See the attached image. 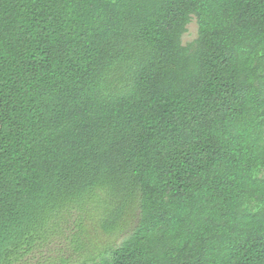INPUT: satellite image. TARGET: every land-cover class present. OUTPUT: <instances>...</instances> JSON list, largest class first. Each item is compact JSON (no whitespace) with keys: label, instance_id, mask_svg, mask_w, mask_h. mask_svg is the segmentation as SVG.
I'll use <instances>...</instances> for the list:
<instances>
[{"label":"trees","instance_id":"1","mask_svg":"<svg viewBox=\"0 0 264 264\" xmlns=\"http://www.w3.org/2000/svg\"><path fill=\"white\" fill-rule=\"evenodd\" d=\"M136 203L83 264H264V0H0V264Z\"/></svg>","mask_w":264,"mask_h":264},{"label":"rangeland","instance_id":"2","mask_svg":"<svg viewBox=\"0 0 264 264\" xmlns=\"http://www.w3.org/2000/svg\"><path fill=\"white\" fill-rule=\"evenodd\" d=\"M197 38L198 24L196 19L193 18L188 25L187 33L183 36V45L188 46ZM89 214L90 218L96 217L98 219L96 212L91 211ZM139 216L140 209L136 203L128 209L122 223L113 233H106L99 227H93L92 223H90L91 244L89 240H84L82 243L84 246L80 251L76 250L78 247L72 243L71 238L76 230L75 222L71 221L68 224H64L62 234L60 233L57 238L51 239L48 246L40 248L29 264H52L61 258L71 259L69 264H83L91 256L99 260L112 248L119 246L133 232L137 226Z\"/></svg>","mask_w":264,"mask_h":264}]
</instances>
